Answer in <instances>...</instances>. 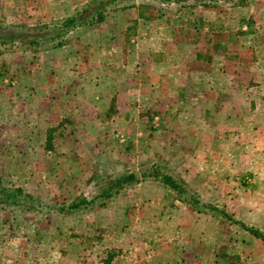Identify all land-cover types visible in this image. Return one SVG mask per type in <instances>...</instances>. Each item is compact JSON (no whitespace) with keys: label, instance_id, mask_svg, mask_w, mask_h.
I'll list each match as a JSON object with an SVG mask.
<instances>
[{"label":"crops","instance_id":"1","mask_svg":"<svg viewBox=\"0 0 264 264\" xmlns=\"http://www.w3.org/2000/svg\"><path fill=\"white\" fill-rule=\"evenodd\" d=\"M89 1L0 0V18L59 21ZM121 1L101 19L66 32L38 61L29 50L30 69L9 72L13 90L0 108V130L7 128L0 131V180L40 198L52 186L54 200L66 203L99 192L94 172L101 161L136 173L158 163L184 185V194L264 233V24L229 28L216 38L208 19L216 23L217 11L208 5L199 4L196 16L204 24L185 29L165 14H146L147 0ZM7 119L9 128L2 123ZM102 170L108 177L127 171ZM200 202L138 179L88 206L99 205L104 230L88 235L86 253L81 233L68 238L57 229L33 237H55L56 251L70 255L71 264H264L256 250L262 239ZM85 208L51 210L43 220L59 227ZM202 220L207 225L198 230Z\"/></svg>","mask_w":264,"mask_h":264},{"label":"rangeland","instance_id":"2","mask_svg":"<svg viewBox=\"0 0 264 264\" xmlns=\"http://www.w3.org/2000/svg\"><path fill=\"white\" fill-rule=\"evenodd\" d=\"M147 1L149 3V6L144 8V12L146 14H165L166 20L169 21V23L173 27L180 26L185 27V29H188L192 26L195 27V24H199L197 26H202V24H204L202 23L200 25V15H202V9L200 5H208V10L215 12L217 11L218 17L216 19V23L214 21V23L210 22V20L208 19L210 27H217L216 32L214 31L216 34V38L224 37V33L228 31L226 29L229 28L235 31L234 29H237V27L239 26L246 25L248 27L251 25V27H253L257 24H264V0H194L192 2H190L189 0H171L172 2L168 0L163 1L162 3L158 0ZM104 2L106 10H108V12L110 10H113L114 8H117L123 3V1L121 0H108L107 2ZM93 6L96 7L95 3H93ZM191 13H193V16L190 15ZM196 16H200V19ZM208 16L212 17V14L207 15V17ZM18 19L19 20L10 21L0 18V28L6 27V29L3 31L4 33L9 32L12 29L14 31H17L20 35H24L26 33L32 34L33 32L36 33L38 30H41L40 32L47 33L50 30L51 26L54 23L58 22L56 20H44L45 23L37 22L35 24H30L31 22L27 21L26 19H23L22 17H19ZM238 37L243 39L241 33H238ZM229 38L231 37L229 36ZM53 43H55V41L41 39L38 41V44L32 45L31 47L26 46V44L21 43L18 38H16L14 41L6 40L4 44L0 45L1 110H5L4 107L6 105V102L4 100V96L7 95L9 90H13V88H8V85H12V83L10 82L9 72H14V70L22 72L25 69H30V66L26 68L28 63L25 60V55L30 53L29 50L35 49L33 52V60L35 62L36 60H39L40 56L38 55H40L43 50L53 46ZM17 61L20 63L24 62L26 64H16ZM1 105L4 107H2ZM0 116L2 117V113H0ZM2 123L4 124L3 127L9 128V125L7 126V124H10L11 122H9V120L7 119L2 121ZM3 130L4 132H6L7 128H3ZM3 130L0 131H2L3 133ZM15 131L18 132L17 130ZM118 138L121 139L123 137L119 135ZM95 149L98 152L95 153L99 155V152L102 149L101 146L96 145ZM106 153L107 151L105 150V153H101V157H103ZM63 154L66 155V152H63ZM163 167L164 166L162 165V168ZM100 169H103L102 171L109 170L111 172L114 170H117V172H119V170H127L124 167H117L111 162H99L97 170H95L94 172V176L96 177V184H100L101 186H105L106 184L104 178L105 173L101 172ZM57 181H59L58 178ZM69 184H71V180H69ZM54 186L56 187V184ZM0 187L2 188V190L5 189V193H8L9 195L6 200L3 199V191H1L0 189V202L6 204L7 206L13 205V209H11L8 207L1 206L0 204V264H63L61 261L62 257L69 258L67 259L68 263L64 264H71L70 255L67 256L65 253H60L56 251L60 243L57 244L58 240H56L55 237L53 239H49L48 241H40L38 239H34L33 236L38 235L40 233H45L48 235L53 232L56 233L57 229H62L63 231L61 232V234H64V236H67L68 238L71 237L72 232L81 233L84 237L81 242V247H83L81 252L86 253L91 248L89 247L90 242L88 240V235L103 233V222H98V216H100V213L103 214V212L101 211V209H98L96 211V208H98L99 205H93V211H88V207H86L85 209L76 211L74 213L75 216H65V221H63L62 223L59 222L60 225L58 227L57 225H55V221L46 224L43 220L44 213H49V219L53 216L51 214V210L57 203V200H54L56 199V197L55 195H53L52 186L45 185L44 189L48 188V191L44 190L45 193H42L43 198L35 196V194H29L25 192L23 190L24 186H21V188H19L16 182L14 181L9 182L6 179H3V181L0 180ZM16 187L20 190H17ZM10 199H13L14 202H11ZM101 200L102 199H97L95 203ZM39 202H41V204ZM28 207L31 208L28 212H26L28 209L26 211L23 210L24 208ZM32 208H35L38 211H33ZM216 214L219 215L218 212H216ZM91 216L95 217V220L93 219L92 221L87 222L88 219L91 218ZM11 217H13L14 219L12 220ZM76 217H80L81 220L73 221ZM205 225H207V221L202 220L199 226L200 228L197 229L199 230L201 228H205ZM234 227H237L236 224L234 225ZM211 229H214L215 232L216 230H218V232L221 231L237 233L234 228H232L231 231H227L226 229L221 230L219 226H213ZM21 233L29 234L31 238L35 241H24L23 238H20ZM260 243H263V245H259ZM61 245H67V243L62 242ZM256 250L261 251L260 256L262 257V259H264L263 240L261 242L259 241L256 243ZM235 260L237 259H234L232 261L235 262ZM232 261L231 263H233Z\"/></svg>","mask_w":264,"mask_h":264},{"label":"trees","instance_id":"3","mask_svg":"<svg viewBox=\"0 0 264 264\" xmlns=\"http://www.w3.org/2000/svg\"><path fill=\"white\" fill-rule=\"evenodd\" d=\"M104 1L107 2L108 0H91L88 3H85L84 5L75 9L74 12L70 15L54 23L47 33L40 32L41 30H38L36 33L33 32L32 34L20 35L17 31H14L12 29L11 31L4 33L3 31L6 29V27H1L0 44H4L6 40L14 41L16 38H18L21 43H24L26 44V46L31 47L32 45L38 44V41L41 39L60 43L66 32H68L75 26L91 23L95 20L101 19L103 16V12L106 10ZM92 2L95 3L96 7L93 6ZM31 50L34 51L35 49ZM104 178L106 185L101 186L99 184V192L94 196L88 198L83 195H79L66 203H56L52 210L63 214H69L81 207H88L97 199H102L101 201L96 202L97 204H102L104 199L112 196L120 189H122L125 185L131 184L138 179L160 182L162 185L172 189L176 193V195L185 197L187 199V202H190L192 205H196L197 202H200L199 199L193 194H184V185L171 174L164 171L158 163H151L150 165L141 168L137 173L133 170H127L118 176L108 177L107 175H105ZM0 189L1 191H3V199L6 200L9 196L8 193H5V189L2 190L1 187ZM16 189L19 190L18 188ZM10 200L11 202H14L13 199ZM200 204L202 206H207L210 210H217L218 212H221V214L228 220L238 222V224L242 228L248 230L250 233L254 234L264 241V233L261 230L252 226L245 225L240 221L228 217L225 212L210 203L200 202Z\"/></svg>","mask_w":264,"mask_h":264}]
</instances>
